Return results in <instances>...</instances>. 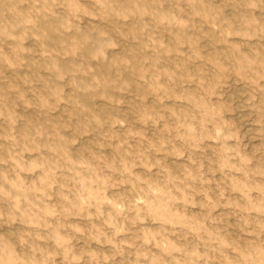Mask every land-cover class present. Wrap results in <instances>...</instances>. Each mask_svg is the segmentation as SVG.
<instances>
[{
	"label": "rangeland",
	"instance_id": "1",
	"mask_svg": "<svg viewBox=\"0 0 264 264\" xmlns=\"http://www.w3.org/2000/svg\"><path fill=\"white\" fill-rule=\"evenodd\" d=\"M0 264H264V0H0Z\"/></svg>",
	"mask_w": 264,
	"mask_h": 264
},
{
	"label": "bare ground",
	"instance_id": "2",
	"mask_svg": "<svg viewBox=\"0 0 264 264\" xmlns=\"http://www.w3.org/2000/svg\"><path fill=\"white\" fill-rule=\"evenodd\" d=\"M150 100V99H149ZM244 121V120H243ZM242 120H241V122H243Z\"/></svg>",
	"mask_w": 264,
	"mask_h": 264
}]
</instances>
